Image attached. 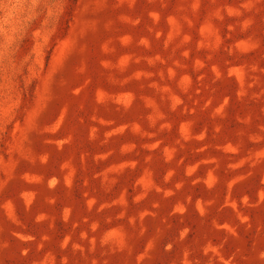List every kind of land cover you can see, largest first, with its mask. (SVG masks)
I'll return each instance as SVG.
<instances>
[{
	"label": "rangeland",
	"instance_id": "rangeland-1",
	"mask_svg": "<svg viewBox=\"0 0 264 264\" xmlns=\"http://www.w3.org/2000/svg\"><path fill=\"white\" fill-rule=\"evenodd\" d=\"M0 264H264V0H0Z\"/></svg>",
	"mask_w": 264,
	"mask_h": 264
}]
</instances>
